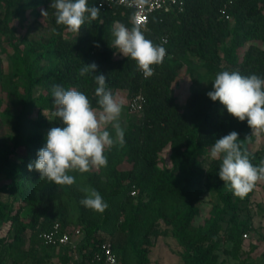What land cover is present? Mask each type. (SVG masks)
<instances>
[{
  "label": "trees",
  "instance_id": "trees-1",
  "mask_svg": "<svg viewBox=\"0 0 264 264\" xmlns=\"http://www.w3.org/2000/svg\"><path fill=\"white\" fill-rule=\"evenodd\" d=\"M51 3L0 0V228L8 225L6 233H0V264L10 260V264H49L54 253L59 264H95L93 254L106 238L118 264H127L130 258L131 264H145L148 246L161 234L176 238L184 248L185 264H218L220 239L216 237L221 232L232 243L227 252L238 258L251 225L239 218L238 202L219 178L222 161L212 159L204 167L202 158L217 139L232 131L238 133L241 149L254 166L264 160V146L252 150L257 130L207 96L215 76L206 88L193 90L185 105L177 102L172 85L183 65L191 70L206 68L205 74L213 75V65L224 63L218 73L238 71L264 79V0L230 4L185 0L182 9L151 14L139 26L155 45L167 36L168 55L152 66L154 74L147 78L134 60L113 45L114 23L129 30L134 26L132 8H101L97 0H88L89 7L100 8L99 17L86 18L80 32L72 33L56 23ZM37 9L47 12L44 21H27L26 14ZM2 55L9 57L10 71L3 69ZM93 62L115 96L120 91L131 96L142 93L143 107L129 108L137 119L122 127L124 145L105 151L107 167L87 173L70 171L75 183L57 185L27 166L45 146L50 128L63 127L52 115L54 85L77 89L99 110L93 74L79 75L84 64ZM108 130L115 136L113 129ZM259 132L264 139V130ZM100 180L110 187L108 194ZM77 185L79 190L85 185L98 191L108 208L103 213L81 211L71 218L63 204L73 203ZM204 192L218 195L219 201L201 224L194 225ZM59 207L63 211H57ZM56 223L62 231L78 228L82 235L75 244L46 243L42 234ZM27 230L30 244L25 248Z\"/></svg>",
  "mask_w": 264,
  "mask_h": 264
},
{
  "label": "clouds",
  "instance_id": "clouds-1",
  "mask_svg": "<svg viewBox=\"0 0 264 264\" xmlns=\"http://www.w3.org/2000/svg\"><path fill=\"white\" fill-rule=\"evenodd\" d=\"M145 2L137 0L139 5ZM51 8L55 9L56 23L72 33H79L86 18L95 20L100 13V8L88 6V0H52ZM46 14L42 10V15ZM112 35L114 47L123 56L134 60L145 78L154 74L153 65L163 62L166 49L147 39L138 24L129 30L116 22ZM94 46L99 47V44ZM97 67L94 62L84 64L79 75L93 74L99 110L94 109L88 97L75 88L52 87V115L62 122L63 127L50 128L45 146L38 151L37 159L27 166L29 171L35 168L41 179L70 186L75 183V177L68 174L70 171L87 173L94 168L107 167L105 151H110L116 144L124 145L125 132L119 122L124 101L106 86L107 78L102 73L97 74ZM207 96L212 101H219L239 121L246 120L251 130H264V79L256 74L245 76L238 71H221L215 76ZM108 125L115 136L108 130ZM238 140L235 131L217 139L211 146L210 157L222 161L219 178L234 195L243 198L258 181L264 180V160L254 166ZM80 204L98 213H103L109 206L94 189L80 200Z\"/></svg>",
  "mask_w": 264,
  "mask_h": 264
},
{
  "label": "rangeland",
  "instance_id": "rangeland-1",
  "mask_svg": "<svg viewBox=\"0 0 264 264\" xmlns=\"http://www.w3.org/2000/svg\"><path fill=\"white\" fill-rule=\"evenodd\" d=\"M36 18L44 21L42 9L29 11L26 14L27 21H32ZM1 60L3 69L5 71H10L12 64L9 57L2 55ZM213 67V75L205 74L206 68L191 70L186 68L185 65L180 68L177 78L172 85V93L180 105H185L188 96L193 90L206 88L213 80L212 78L217 75L218 71L224 68V63L215 64ZM116 97L124 101L119 122L121 127H127L130 121L137 119V114L133 113L128 107L132 96L127 91H120ZM44 113L47 114L48 112L45 111ZM35 117L36 116H34V118ZM108 129H112L111 125H108ZM36 135L39 136L40 133H37ZM263 146L264 139L260 136V132L256 131L251 149L256 150ZM211 160L212 158L210 157V154L205 155L202 158V165L207 167ZM97 170L98 169L94 168L91 171L96 172ZM100 184L103 191L108 194V189L110 187H106L105 183H102L101 180ZM74 189H76L75 200L71 204H63V209L66 210L71 218H75L81 211H86L88 214H90L91 211L94 212L93 210L87 209L80 204V200L85 198L91 191L90 188L82 185L79 190L77 185V187L74 186ZM232 197L238 202L239 206L237 213L239 218L250 223L251 229L247 231L246 236L243 235V253L238 258H234L227 252V250L232 248V243L226 238L224 232H221L216 237L220 239V248L216 250L218 253V264H264V215L262 213V210L264 209V180L259 181V184L255 187L250 196L240 198L234 195L232 191ZM202 199L200 212L194 219V225L201 224L208 216L212 205L219 201L218 195L210 192H204ZM61 208L62 207H59V209L57 208V211H61ZM110 212L111 215L114 213V207L110 209ZM226 217L227 219L229 218V216ZM227 225V222H224V229ZM7 227L8 225L1 226L0 233L2 235L6 233ZM29 236L30 231L27 230L26 242L24 245L25 248H27L30 244ZM183 250L184 248L178 243L173 235L161 234L148 246L147 253L149 261L145 264H185L181 255ZM38 253L41 254L42 249L39 248ZM130 260L131 258L128 260L127 264H131ZM11 262L12 261L10 260L9 264ZM20 264L30 263L23 261ZM49 264H59L57 254L54 253L50 257Z\"/></svg>",
  "mask_w": 264,
  "mask_h": 264
},
{
  "label": "built area",
  "instance_id": "built-area-1",
  "mask_svg": "<svg viewBox=\"0 0 264 264\" xmlns=\"http://www.w3.org/2000/svg\"><path fill=\"white\" fill-rule=\"evenodd\" d=\"M235 0H226L227 4L233 3ZM99 7L101 8H113L116 5L125 6L133 9V21L135 24L144 25L149 19L150 15L158 11H170L174 8H183L185 0H146L143 5H139L137 0H97ZM225 12V9L222 10ZM228 17V16H227ZM168 42L167 36L160 38V45L165 49V45ZM168 53L166 50L167 57ZM164 57V58H165ZM143 107V95L138 93L132 96L129 102V108L131 110H140ZM133 194L135 191L132 192ZM82 235L80 229H73L71 231H62L58 223L50 230L45 231L42 234L46 243L54 245H67L75 244V238ZM247 235L246 233L244 234ZM92 262L95 264H118V258L114 252L112 242L109 238L104 239L99 244L98 249L94 252Z\"/></svg>",
  "mask_w": 264,
  "mask_h": 264
}]
</instances>
